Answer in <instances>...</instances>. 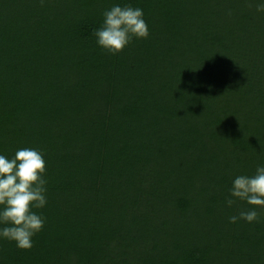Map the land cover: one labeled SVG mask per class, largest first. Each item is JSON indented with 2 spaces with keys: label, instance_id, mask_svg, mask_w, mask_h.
I'll list each match as a JSON object with an SVG mask.
<instances>
[{
  "label": "trees",
  "instance_id": "16d2710c",
  "mask_svg": "<svg viewBox=\"0 0 264 264\" xmlns=\"http://www.w3.org/2000/svg\"><path fill=\"white\" fill-rule=\"evenodd\" d=\"M141 7L113 55L93 30ZM39 149L45 218L0 264H264V206L229 216L264 163V12L256 0H0V153Z\"/></svg>",
  "mask_w": 264,
  "mask_h": 264
},
{
  "label": "clouds",
  "instance_id": "9594fccd",
  "mask_svg": "<svg viewBox=\"0 0 264 264\" xmlns=\"http://www.w3.org/2000/svg\"><path fill=\"white\" fill-rule=\"evenodd\" d=\"M257 12H264V0H256ZM98 46L112 53L121 52L136 38H147L149 29L141 7L131 3H114L103 13L101 25L93 30ZM46 161L34 147L18 148L11 157L0 153V239L13 241L22 250H30L33 237L45 223L41 209L47 203ZM225 199L228 207L238 200L250 207L229 216L236 223L258 219V208L264 206V163L257 164L251 175H236Z\"/></svg>",
  "mask_w": 264,
  "mask_h": 264
}]
</instances>
